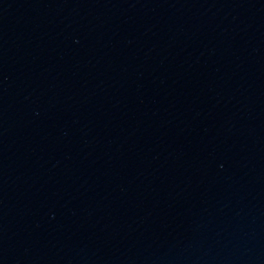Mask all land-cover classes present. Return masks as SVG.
<instances>
[{
    "label": "water",
    "instance_id": "obj_1",
    "mask_svg": "<svg viewBox=\"0 0 264 264\" xmlns=\"http://www.w3.org/2000/svg\"><path fill=\"white\" fill-rule=\"evenodd\" d=\"M0 264H264V0H0Z\"/></svg>",
    "mask_w": 264,
    "mask_h": 264
}]
</instances>
